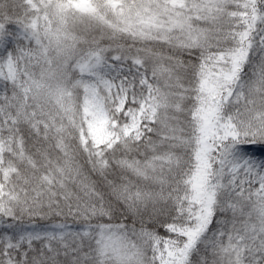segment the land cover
<instances>
[{
    "label": "snow or ice",
    "instance_id": "obj_1",
    "mask_svg": "<svg viewBox=\"0 0 264 264\" xmlns=\"http://www.w3.org/2000/svg\"><path fill=\"white\" fill-rule=\"evenodd\" d=\"M0 264H264V0H0Z\"/></svg>",
    "mask_w": 264,
    "mask_h": 264
}]
</instances>
